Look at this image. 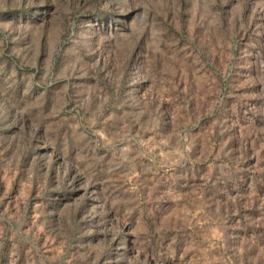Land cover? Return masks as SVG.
Instances as JSON below:
<instances>
[{"label":"rangeland","instance_id":"1","mask_svg":"<svg viewBox=\"0 0 264 264\" xmlns=\"http://www.w3.org/2000/svg\"><path fill=\"white\" fill-rule=\"evenodd\" d=\"M0 264H264V0H0Z\"/></svg>","mask_w":264,"mask_h":264}]
</instances>
